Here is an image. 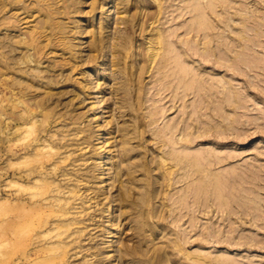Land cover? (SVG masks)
Instances as JSON below:
<instances>
[{
  "label": "rangeland",
  "instance_id": "1",
  "mask_svg": "<svg viewBox=\"0 0 264 264\" xmlns=\"http://www.w3.org/2000/svg\"><path fill=\"white\" fill-rule=\"evenodd\" d=\"M94 1L100 4L92 13ZM84 2L82 9L91 13L65 28V36L77 44L71 48L79 70L71 73V80L55 81L52 95L42 94L31 105L41 114L36 122L41 135L52 124L65 125L64 135L70 138L79 165L93 168V186L104 198L101 210L91 207L88 211L96 216L91 221L96 222L92 234L98 238L90 243L97 242L100 256L81 255L73 264H163L164 259L171 264H197L196 253L212 264H264V0H199L196 5L194 0ZM128 15L135 17L129 20ZM198 16L206 27H195ZM80 29L83 34H76ZM7 33L5 27L0 28V45H5L0 60L10 51ZM158 33L168 39L171 56H181L188 70L185 82L190 84L195 77L193 86L180 84L181 77L170 69L158 71L155 63L141 76V56L150 53ZM125 38L130 39L127 57L120 46ZM100 39L104 45L94 52L91 45ZM115 50L123 56L119 61L113 57ZM94 55L97 69L88 64ZM0 72L2 126V113L12 111L5 96L9 76L3 67ZM96 113L99 118L94 120ZM103 131L107 139L99 140ZM39 135L35 131L33 137ZM1 143L0 264H23V247L6 241L5 139ZM103 151L106 165L101 170ZM195 152L206 171L202 178L207 190L197 205L190 192L180 206L176 202L192 179L176 169L170 184L161 185L173 171L171 153L188 156ZM117 170H121L119 182ZM210 173L220 180L218 190L208 183ZM148 183L153 184L152 204L165 220L154 223L156 233L143 246L142 237L133 231L140 217L129 204L140 202ZM89 193L96 195L92 190ZM120 194L129 200L128 204L123 201V207L117 206ZM96 201L93 198V207ZM112 214L122 231L109 225L107 218ZM101 226L105 230L100 231ZM176 243L183 246L181 250ZM139 244L141 248L135 251ZM42 264L64 263L52 259Z\"/></svg>",
  "mask_w": 264,
  "mask_h": 264
},
{
  "label": "bare ground",
  "instance_id": "2",
  "mask_svg": "<svg viewBox=\"0 0 264 264\" xmlns=\"http://www.w3.org/2000/svg\"><path fill=\"white\" fill-rule=\"evenodd\" d=\"M85 3L84 0H0V28L5 27L9 32L5 41L10 47V51L4 55V58H7L0 60V67H3L9 76L6 79L9 91L5 96L7 101L9 99L7 108L11 107L12 111L10 114L2 113L4 122L0 126V141L4 139L6 141L2 152L5 156L4 176L7 179L3 189L8 210L6 241L11 245L19 243L23 247L20 255L23 264H42L43 261L52 259H59L64 264H73L81 255L84 258L100 256V250L95 249L97 242L90 243L98 237L92 234V231L96 230L92 225L94 223L96 225V222L91 221H94L96 216H91L88 211L91 207L94 210H101L104 199H100L101 191L93 186L95 185L92 181L95 177L91 174L93 168L87 170L79 165L76 150L68 143L70 138L64 135L65 125L51 123L52 125L44 131L46 134L41 135L42 131L36 128L37 118L41 114L31 108L36 97L42 94L50 96V91L55 88V81L71 80V73L79 70L75 53L71 48L77 44L74 39L65 36L67 33L65 28L74 24L76 18L91 13H85L82 9ZM194 3L198 4L199 0H194ZM99 4L98 1L92 3V13L98 9ZM144 7L146 10L150 9L148 1ZM134 17L127 16L129 20ZM197 18L193 22L195 27L197 29L206 27L207 23L199 16ZM31 23L37 25L30 27ZM81 33L83 34L82 29L76 32ZM156 40L151 42L150 53L141 56V76L147 72L150 64L155 63L158 71L170 69L174 76L181 77L180 84L187 88L193 86L195 77L190 84L185 82L184 77L188 75V70L179 54L171 56L173 48L168 39L162 33H158ZM129 41V38H125L120 42V46L126 51L124 57L128 56L126 43ZM103 45L104 39L95 40L91 48L97 52ZM4 47L5 45H2L0 49ZM123 56L117 50L113 53V57L118 61ZM88 64L97 69L99 65L97 56H90ZM68 71L70 72L65 74ZM49 73L58 74L52 77ZM13 109L17 111L13 113ZM45 114L43 113V117H46ZM94 118L97 120L99 113H96ZM57 127L59 129H56ZM35 131L40 135L33 137ZM103 139H107L105 131L99 136V140ZM18 146L21 147L19 150ZM104 155L105 151L102 152L101 170H104L106 165ZM170 158L172 161L170 167L173 171L169 173L168 178H164L161 187L165 188L170 184L176 169L179 172L184 171L187 178H191L193 182L176 203L184 205L188 193L191 192L194 195V205H197L201 194L208 186L203 182L202 176L206 171L200 162V155L197 152L188 156L171 153ZM120 171L117 170V182L120 181L118 179ZM187 171H190L189 175ZM207 177L208 183L218 190L219 178L212 173ZM119 184L122 187L123 182ZM147 188L140 202L129 204L140 217L135 221L137 226L133 231L142 237L140 244L143 246L154 237L156 225L160 220H165V217L159 214L158 208L152 204L153 184L148 183ZM91 190L96 192L95 196L89 195ZM120 195L117 206L123 207V201L128 204L129 200ZM93 198L97 200L94 207L91 205ZM108 205L110 209L111 205ZM107 221L110 226L122 231L121 223L117 222L113 214ZM110 226L107 228L112 232ZM102 230H105L103 226L100 231ZM87 236L90 237L86 240ZM86 241L88 243H85ZM140 244L135 247V251L141 248ZM181 247L183 246L180 243H176V249L181 250ZM196 255L193 258L197 264H212V260L209 262L200 254ZM166 262L172 263L164 259L163 264Z\"/></svg>",
  "mask_w": 264,
  "mask_h": 264
}]
</instances>
